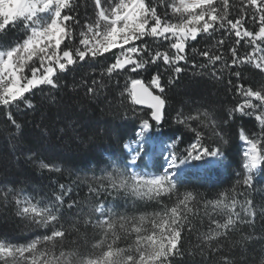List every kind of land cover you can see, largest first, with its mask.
I'll return each mask as SVG.
<instances>
[{
  "label": "snow or ice",
  "instance_id": "1",
  "mask_svg": "<svg viewBox=\"0 0 264 264\" xmlns=\"http://www.w3.org/2000/svg\"><path fill=\"white\" fill-rule=\"evenodd\" d=\"M82 6L91 8L83 20ZM10 33L19 35L9 38ZM226 37L233 38L230 44ZM201 39L203 48L190 44ZM240 47H245L244 55ZM189 50L202 57L200 63L193 59V69L208 70L239 99L223 121L208 108L188 114L177 111L174 121L193 134L192 141L181 150V137L149 152L146 134L164 122L167 87L180 80L190 63ZM85 64L99 68V78L93 76L89 82L82 77L79 82L89 100L99 99L113 81L119 85L118 77L136 74L119 94L121 105L127 98L149 110L135 134L136 149L112 161L100 175L78 176L87 185L83 201L71 198L72 187L63 183L56 182L51 194L38 199L17 188L19 179H0V205H11L17 217L43 229L23 243L0 239V264H180L196 256L201 257L200 264H241L234 247H239L241 257L252 253L243 264H264V234L255 244L249 243L256 239L258 216L264 218V193L259 211L254 196L255 176L264 172V79L257 85L243 82L244 71L255 70V75L264 77V0L235 4L232 0H85L84 5L80 0H0V113L13 144L12 156L50 173L62 171L45 163L36 148L24 146L25 133L16 112L36 109L31 97L37 89L42 93L47 89V100L56 104L62 74ZM151 66L156 71L150 79L139 78ZM161 68L167 73L166 83ZM237 115L254 118L259 131L249 135L239 130L244 147L235 185L211 200L193 191L181 194L186 171L220 166L221 148L205 140L212 136L223 140L222 124ZM38 127L43 140L49 128ZM157 151L165 161L158 171H138L143 157ZM120 195L154 201L159 208L139 215L118 212L107 198ZM205 219L208 230L186 248L185 233L197 231L194 222ZM243 227L248 233L234 239Z\"/></svg>",
  "mask_w": 264,
  "mask_h": 264
},
{
  "label": "trees",
  "instance_id": "2",
  "mask_svg": "<svg viewBox=\"0 0 264 264\" xmlns=\"http://www.w3.org/2000/svg\"><path fill=\"white\" fill-rule=\"evenodd\" d=\"M235 4L238 0H232ZM84 5L85 0H80ZM90 3V0H89ZM91 8L85 9L83 6L79 9L80 18L83 20L90 14ZM251 26V22H249ZM18 33H10L9 38H13ZM219 35V34H218ZM233 38L226 37L229 44ZM205 41L201 39L190 44L197 48H203ZM240 55L245 54V47L238 49ZM227 55V53H226ZM193 59L196 63L202 61V57L191 53L189 50L188 65H185V71L181 73L180 80L167 87V115L164 122L159 127H153L151 130L152 145L147 143L146 147L151 152L153 146L162 148L183 138V143L179 144L181 150L193 139V134L188 132L181 125L174 121L177 111H183L188 114L194 113L197 108H208L214 111L218 121H223L228 115V109L238 101L233 92L226 89L225 83L213 79L208 70L199 68L193 69L191 63ZM249 68L250 66H243ZM156 71L155 66L139 74L146 82ZM164 81H167V73L163 72ZM203 73V74H201ZM255 70L243 72V82L245 84L257 82L264 77L255 75ZM64 79L61 81V89L58 90L57 103L51 104L46 98L45 92L36 90L35 96L31 97L37 107L35 110L21 109L16 112L18 122L23 125L25 133L24 146H31L40 152V158L45 163H51L62 169L61 172H48L39 169L35 164L24 163L23 159H17L12 156L14 151L13 144L9 143L8 131L5 117L0 113V179H19L20 184L17 188H23L25 195H31L36 198L51 194L56 182L63 183L72 187L69 194L71 198H78L83 201L87 192V185L77 180V177H83L85 173L88 176L100 175V170L109 166L117 158L130 156L124 148V145L136 139V132L139 131L141 119L148 118L147 110H142L132 105L127 98L124 103H120V91L125 87L127 79L136 76L128 73L118 77L119 85L114 81L105 89L104 95L97 100H89L84 95V88L79 87V82L83 77L91 81L93 76L99 78V68L95 70L84 66H73L68 72L62 74ZM235 81V77H231ZM227 79V74H226ZM77 87L73 88V84ZM56 90H54V94ZM126 113V116H125ZM53 117H57L53 121ZM46 124L49 131L44 139H39L42 129L38 125ZM60 129H65L60 131ZM244 129L246 134L251 135L254 131H259V126L252 117L236 116L235 119L227 120L222 124L223 140L220 137L212 136L206 138L205 142L211 147L219 146L223 152V160L220 166L207 168L204 171L188 170L182 176V185L180 193L184 191H193L198 193L204 199H215L221 192L229 191L237 180L236 173L242 171V151L243 144L239 140V130ZM227 141L225 143L224 141ZM165 151L163 155H167ZM165 163L159 151L155 155H145L140 162L138 171L157 172ZM75 181V183H73ZM238 187V186H237ZM254 187L257 192L254 193L257 211L262 203L261 193H264V172H258L255 176ZM108 201L116 208L118 212L128 211L129 214L139 215L142 211L152 212L159 208L154 201L138 200L133 197L118 196L115 200L111 197ZM166 199V198H165ZM175 199V198H173ZM219 218V217H217ZM197 231L191 235L185 233V247L198 242L197 237L200 232L208 230V222L205 219L203 223L199 220L194 222ZM43 231L34 226H30L27 221L19 218L11 205H0V239L7 238L12 241L23 243L36 232ZM248 229L243 227L241 232L234 234V239L239 240L242 234H247ZM264 234V218L258 216L255 224V240L250 244H255L261 235ZM91 239V234H88ZM90 246V245H89ZM123 246V242H121ZM258 247V245H257ZM232 252L236 253V259L241 260V264L252 255L246 253L244 257L239 255V247H234ZM201 257L194 259L186 258L180 264H200Z\"/></svg>",
  "mask_w": 264,
  "mask_h": 264
},
{
  "label": "rangeland",
  "instance_id": "3",
  "mask_svg": "<svg viewBox=\"0 0 264 264\" xmlns=\"http://www.w3.org/2000/svg\"><path fill=\"white\" fill-rule=\"evenodd\" d=\"M146 136L149 138L148 139V143H149V140H150V137H151V131L149 133L146 134ZM172 143V142H170ZM128 145H130V148L129 149H126V151L131 155L134 153L135 149H136V143L132 144V143H127ZM168 144V143H167ZM167 152V151H166Z\"/></svg>",
  "mask_w": 264,
  "mask_h": 264
},
{
  "label": "water",
  "instance_id": "4",
  "mask_svg": "<svg viewBox=\"0 0 264 264\" xmlns=\"http://www.w3.org/2000/svg\"><path fill=\"white\" fill-rule=\"evenodd\" d=\"M137 108H139V109H142V110H147V111H149L146 107L145 108H141L140 106H136Z\"/></svg>",
  "mask_w": 264,
  "mask_h": 264
}]
</instances>
